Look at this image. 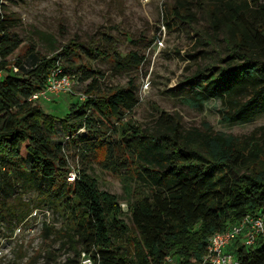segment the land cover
<instances>
[{
	"label": "trees",
	"instance_id": "16d2710c",
	"mask_svg": "<svg viewBox=\"0 0 264 264\" xmlns=\"http://www.w3.org/2000/svg\"><path fill=\"white\" fill-rule=\"evenodd\" d=\"M216 4L215 12L209 13L211 27L224 33V46L198 51L205 63L197 64L183 80L191 96L187 102L200 109L203 102L217 97L222 121L247 120L264 112V3L218 0ZM3 8L0 0V69L4 70L0 225L13 229L34 209L61 213L67 226L55 231L44 226V233L69 243L74 257H66L62 264H76L80 250L92 245L100 254L99 264H163L169 254L182 264H198L210 234L246 214L264 213V125L246 135L216 131L205 121L186 128L177 112L165 110L159 111L151 127L130 119L124 122L138 103L133 80L124 87L102 88L98 78L89 75V66L75 59L80 49L94 58L107 53L70 41L49 57L39 54L31 68L24 69L21 58L14 63L8 59L21 42L10 31L11 18ZM173 18L194 21L191 13L177 7ZM204 43H211L210 39ZM64 56L72 59L63 65L59 58ZM118 59L137 66L142 61L134 51ZM12 65L20 71L13 72ZM57 67L62 73L76 74L80 82L91 78L85 98L59 118L28 100ZM56 121L63 133L59 142L53 140ZM110 132L119 136L110 139ZM70 156H80L117 176L124 168V174L145 186L147 191L128 204L131 226L120 218V197L100 190L87 169H78L68 182ZM31 192L35 196L24 200L23 195ZM113 227L126 235V241L132 235L133 250L116 244ZM232 250L240 264H264V243L247 247L235 241Z\"/></svg>",
	"mask_w": 264,
	"mask_h": 264
},
{
	"label": "rangeland",
	"instance_id": "374dc122",
	"mask_svg": "<svg viewBox=\"0 0 264 264\" xmlns=\"http://www.w3.org/2000/svg\"><path fill=\"white\" fill-rule=\"evenodd\" d=\"M218 0H1L3 12L11 18L10 31L16 33L20 45L8 57L14 63L16 58L31 68L39 54L47 57L59 52L70 41L88 48H98L109 56L89 55L86 49H80L75 58L78 64L89 66L92 77H97L102 88L126 86L129 80L135 84L138 103L125 117L142 126L151 127L160 110L177 112L184 127L201 126L208 122L219 132L236 135L249 134L254 128L264 125V112L237 122L221 120L217 108L220 99L212 97L203 102L202 108L191 106L187 100L191 97L188 86L183 83L186 76L192 74L197 64L205 62L198 58V51L213 50L224 46L223 32L212 30V17ZM264 3V0H258ZM191 13L194 21L179 22L173 18L174 8ZM172 19V20H171ZM170 20L168 26L165 21ZM215 34H218L215 36ZM209 38V44L204 43ZM134 51L142 57L137 66L128 62L118 63L128 52ZM192 55V56H189ZM213 55H215L213 53ZM71 57L59 58L61 64H67ZM78 74L81 73L78 72ZM91 78L76 85L73 94H53L49 100L40 99L41 108L57 118L63 116L72 104H79V96L85 95L84 89ZM59 142L63 133L58 121L55 122ZM121 126L118 125L120 130ZM110 132V139L118 137ZM68 163L71 171L85 168L96 178L98 188L120 197V218L131 226L128 204L146 192L147 189L134 176L114 175L94 162L70 156ZM35 193L23 195L24 200ZM61 213L52 210L34 209L17 227L0 225V264H62L66 257H74L69 243L54 239V233L48 236L44 226L52 231L64 228L68 224ZM3 224V223H2ZM116 244H124L133 250L132 235L126 241V235L111 228ZM80 248V246H78ZM77 262V256H75Z\"/></svg>",
	"mask_w": 264,
	"mask_h": 264
},
{
	"label": "built area",
	"instance_id": "2783aa9c",
	"mask_svg": "<svg viewBox=\"0 0 264 264\" xmlns=\"http://www.w3.org/2000/svg\"><path fill=\"white\" fill-rule=\"evenodd\" d=\"M24 69L28 66L22 63ZM13 72H19L20 67L12 65ZM4 75V70L0 69V79ZM25 76V75H24ZM81 83L76 74H66L61 72V68H54L47 76L43 86L33 92L28 100L37 102L40 99L49 100L53 94L65 93L73 94L76 85ZM85 95L79 96L83 100ZM84 132V129H80ZM76 173L69 171L66 179L72 182ZM235 241H239L247 247H259L264 243V213L255 215L246 214L237 222L229 225L222 231H216L207 237L206 252L201 257L198 264H240L235 252L232 250ZM100 254L94 245L88 250L81 249L77 256L76 264H99ZM163 264H182L173 254H169Z\"/></svg>",
	"mask_w": 264,
	"mask_h": 264
}]
</instances>
